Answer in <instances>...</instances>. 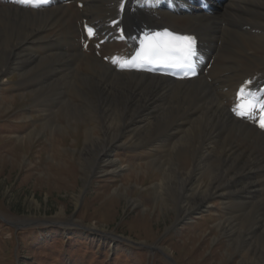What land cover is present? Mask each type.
Masks as SVG:
<instances>
[{
    "label": "bare ground",
    "instance_id": "6f19581e",
    "mask_svg": "<svg viewBox=\"0 0 264 264\" xmlns=\"http://www.w3.org/2000/svg\"><path fill=\"white\" fill-rule=\"evenodd\" d=\"M82 1L83 9L76 2L39 10L0 3V83L18 66L21 89L34 88L35 101L47 112L40 132L78 120L99 125L102 118L103 137L93 134L94 125L84 133L83 157L93 168L87 174L101 168L111 142L133 134L137 144L155 155L149 165L161 174L157 198L177 199L182 214L208 208V192L219 188L225 215L219 227L256 254L240 264L264 263V132L229 110L238 84L256 71L264 73V0H227L214 16L197 9L161 13L165 22L196 31L201 46L217 57L211 80L117 71L85 53L83 17L104 19L112 9L110 0ZM138 19L155 21L151 11H141ZM113 48L106 45L110 52ZM64 87L74 95L87 90L91 99L86 96L80 108L67 106L60 113L56 107L66 97ZM71 97L68 93L66 99ZM200 179L209 183L207 189Z\"/></svg>",
    "mask_w": 264,
    "mask_h": 264
},
{
    "label": "rangeland",
    "instance_id": "374dc122",
    "mask_svg": "<svg viewBox=\"0 0 264 264\" xmlns=\"http://www.w3.org/2000/svg\"><path fill=\"white\" fill-rule=\"evenodd\" d=\"M17 67L0 83V264H240L256 256L219 227L225 217L219 188L208 192V208L190 215L179 211L177 199L157 198L161 174L149 165L155 155L133 134L111 142L101 168L87 174L93 168L83 157L86 126L103 137L104 121L40 132L47 112L34 88L21 89ZM63 90L60 113L91 99L87 90ZM88 240L103 251L89 249Z\"/></svg>",
    "mask_w": 264,
    "mask_h": 264
},
{
    "label": "snow or ice",
    "instance_id": "6c2138e0",
    "mask_svg": "<svg viewBox=\"0 0 264 264\" xmlns=\"http://www.w3.org/2000/svg\"><path fill=\"white\" fill-rule=\"evenodd\" d=\"M17 3L38 6L47 0H16ZM88 35H94L93 29H87ZM196 41L193 37L170 32L165 29L163 32L147 34L141 41V47L131 61L120 62L116 59L121 68L135 67L143 68L145 65L162 66L180 70L184 76L194 73V57L196 53ZM251 81H246L239 88L237 103L232 109L236 115L242 118L254 119L259 127L264 128V89L259 90V95L246 88ZM258 114V115H257Z\"/></svg>",
    "mask_w": 264,
    "mask_h": 264
},
{
    "label": "trees",
    "instance_id": "16d2710c",
    "mask_svg": "<svg viewBox=\"0 0 264 264\" xmlns=\"http://www.w3.org/2000/svg\"><path fill=\"white\" fill-rule=\"evenodd\" d=\"M58 229V228H57ZM60 229V228H59ZM80 239V238H79ZM87 245L90 246V248H94L96 250V252H102L103 251V248L98 246V245H95V244H92V242L90 240H88L87 242ZM93 245V246H92ZM49 246V244H46V247Z\"/></svg>",
    "mask_w": 264,
    "mask_h": 264
}]
</instances>
